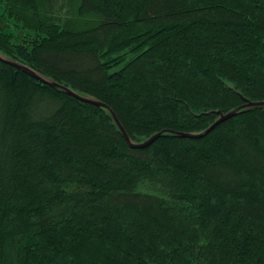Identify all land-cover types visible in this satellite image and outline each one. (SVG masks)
<instances>
[{
  "label": "trees",
  "instance_id": "16d2710c",
  "mask_svg": "<svg viewBox=\"0 0 264 264\" xmlns=\"http://www.w3.org/2000/svg\"><path fill=\"white\" fill-rule=\"evenodd\" d=\"M0 264H264V0H0Z\"/></svg>",
  "mask_w": 264,
  "mask_h": 264
}]
</instances>
